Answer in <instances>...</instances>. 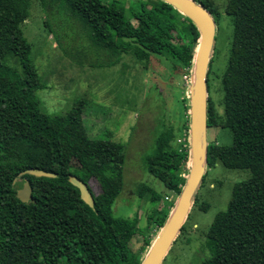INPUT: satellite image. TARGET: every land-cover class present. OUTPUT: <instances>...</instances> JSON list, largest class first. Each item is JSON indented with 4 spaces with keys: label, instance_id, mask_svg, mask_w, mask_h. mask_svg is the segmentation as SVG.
<instances>
[{
    "label": "trees",
    "instance_id": "16d2710c",
    "mask_svg": "<svg viewBox=\"0 0 264 264\" xmlns=\"http://www.w3.org/2000/svg\"><path fill=\"white\" fill-rule=\"evenodd\" d=\"M122 1L0 0V264H141L154 241L145 237L134 250V220L114 213L124 186L123 144L89 135L83 101L65 114L41 109L37 91L45 84L22 28L38 5L45 28L74 61L70 51L78 48L91 65H115L130 45L191 73L200 39L195 23L165 0ZM196 1L216 19L212 0ZM227 13L234 33L221 89L235 141L210 142L207 165L219 161L252 175L234 185L227 208L215 216L206 238L210 256L200 264H264V0H228ZM211 65L212 59L208 74ZM182 104L190 109L187 99ZM210 109L208 101V124ZM175 138L172 127L160 129L144 162L178 198L191 153L190 146L175 147ZM74 161L101 184L98 194L88 185L94 205L70 180L86 182L73 171ZM33 168L55 176L26 172ZM26 181L33 198L23 202L18 189ZM146 188L139 185V196ZM171 210L155 208L149 221L160 230Z\"/></svg>",
    "mask_w": 264,
    "mask_h": 264
},
{
    "label": "rangeland",
    "instance_id": "374dc122",
    "mask_svg": "<svg viewBox=\"0 0 264 264\" xmlns=\"http://www.w3.org/2000/svg\"><path fill=\"white\" fill-rule=\"evenodd\" d=\"M131 1L124 0L121 4L129 6ZM212 1L217 17L211 72L208 74L211 109L207 141L230 145L235 141V134L234 127L225 120L221 80L230 56L234 26L227 13L228 0ZM44 19V11L35 5L22 25L24 36L32 44V59L45 84L37 91L41 109L50 114H65L83 101L82 118L89 135L123 144L126 154L124 186L114 205V213L134 220L137 227L130 245L134 250H140L145 237L155 239L159 232L149 221L150 214L155 208L173 209L174 206L171 208L168 204L178 199L174 191L146 169L144 156L153 150L155 136L164 128L174 129L176 138L172 143L175 147L190 146V130L185 129L188 123L190 127V110L182 102L187 99L190 103L192 72L130 45L115 65H91L85 62L86 59L83 61L88 55L78 48L70 51L74 61L45 28ZM63 41L67 43L65 38ZM78 55H81L82 63L76 61L80 59ZM73 164V171L86 180L95 194L100 193L98 179L77 161ZM187 169L190 170V160ZM188 174L184 173V176ZM251 175L250 169L228 168L219 161L207 165L185 227L162 264H200L210 256L206 238L211 223L227 208L234 185ZM141 183L147 188L139 196ZM153 195L158 198L153 199ZM203 204H208L207 210Z\"/></svg>",
    "mask_w": 264,
    "mask_h": 264
},
{
    "label": "water",
    "instance_id": "95a60500",
    "mask_svg": "<svg viewBox=\"0 0 264 264\" xmlns=\"http://www.w3.org/2000/svg\"><path fill=\"white\" fill-rule=\"evenodd\" d=\"M165 1L189 17L200 31L190 88V170L180 196L141 264L163 263L191 212L196 191L203 181L208 164V71L215 44L216 19L202 2L196 0ZM26 172L37 176H55L54 173L36 168ZM70 180L80 189L81 198L88 204L94 205V197L88 183L76 175L71 176ZM18 197L23 202H28L33 198V189L28 181L18 189Z\"/></svg>",
    "mask_w": 264,
    "mask_h": 264
},
{
    "label": "bare ground",
    "instance_id": "6f19581e",
    "mask_svg": "<svg viewBox=\"0 0 264 264\" xmlns=\"http://www.w3.org/2000/svg\"><path fill=\"white\" fill-rule=\"evenodd\" d=\"M205 167V166H204Z\"/></svg>",
    "mask_w": 264,
    "mask_h": 264
}]
</instances>
